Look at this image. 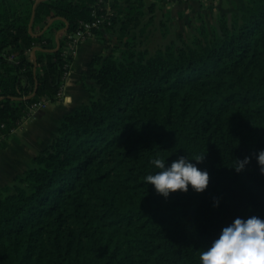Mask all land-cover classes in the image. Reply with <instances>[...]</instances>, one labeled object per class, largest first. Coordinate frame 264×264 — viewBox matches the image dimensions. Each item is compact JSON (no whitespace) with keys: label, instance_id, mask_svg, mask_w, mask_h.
Returning a JSON list of instances; mask_svg holds the SVG:
<instances>
[{"label":"trees","instance_id":"trees-1","mask_svg":"<svg viewBox=\"0 0 264 264\" xmlns=\"http://www.w3.org/2000/svg\"><path fill=\"white\" fill-rule=\"evenodd\" d=\"M37 1L0 0V148L34 103L58 102L72 62L67 35L107 14L108 0H41L31 28L46 29L33 37ZM120 1L94 32L115 41L91 59L88 102L0 189V264H200L222 227L264 218L255 158L264 149V0H240L212 24L197 22L189 40L153 50L142 40L144 1ZM204 153L203 192L164 198L144 180L153 158Z\"/></svg>","mask_w":264,"mask_h":264},{"label":"crops","instance_id":"crops-1","mask_svg":"<svg viewBox=\"0 0 264 264\" xmlns=\"http://www.w3.org/2000/svg\"><path fill=\"white\" fill-rule=\"evenodd\" d=\"M143 1L146 12L143 24L147 25L148 29L155 30V28H158V31L161 30V33L163 21L168 22L166 25L172 24L171 28L168 26L171 30L180 23L179 20H191L194 14L202 13L201 9H203L197 3L198 0ZM125 2L126 0H121L119 2L120 6H125ZM153 3L156 4L154 10L148 12V7ZM107 4L108 10L112 11V7L114 6L113 0H108ZM218 8L219 6L217 5L212 8V11ZM50 23L52 21H49ZM45 29L41 31L39 28H36L33 31L31 28L30 33L33 37H38L43 34ZM64 30L65 28H62L54 33L53 40L56 46L60 39L65 36L66 31ZM103 34L99 38L93 36L78 43L76 54L72 58L69 71L63 81L61 98L54 104L48 103L44 109L31 113L28 112L23 117L24 120L20 127L9 137L5 146L0 148V179H3L2 187L10 186L17 176L24 173L30 167L32 158L50 144L57 132V126L64 115L73 112L80 105L88 102L87 82L89 80L91 59L96 55L105 53L108 41H112L113 39L108 38L105 33ZM37 51H39V48L34 47L28 54L29 60L33 63L36 61Z\"/></svg>","mask_w":264,"mask_h":264},{"label":"clouds","instance_id":"clouds-1","mask_svg":"<svg viewBox=\"0 0 264 264\" xmlns=\"http://www.w3.org/2000/svg\"><path fill=\"white\" fill-rule=\"evenodd\" d=\"M204 157L205 153L194 157L178 155L170 163L162 157L153 158L151 164L156 171L147 174L144 180L164 198L177 190L187 192L190 187L197 193L203 192L210 179L209 172L198 167ZM255 158L264 174V149ZM251 159V156L236 159L234 169L244 170ZM218 204L219 201L214 202V206ZM199 260L200 264H264V218L256 215L235 218L200 252Z\"/></svg>","mask_w":264,"mask_h":264},{"label":"rangeland","instance_id":"rangeland-1","mask_svg":"<svg viewBox=\"0 0 264 264\" xmlns=\"http://www.w3.org/2000/svg\"><path fill=\"white\" fill-rule=\"evenodd\" d=\"M239 1L240 0H216L214 2H209V1L198 0L197 3L200 5V7L201 6L203 7V9H201L202 13L194 14V17H192L191 20L190 19L179 20L180 23H178L176 27H173L171 30L168 28V26L171 28L172 24L166 25L168 24V22L163 21L162 22V28H163L162 33H161V30L158 31V28H155V30H152L146 27V31L142 35V40L146 44L145 46L149 48V50H153L156 47L162 44H166L170 41H179V39H182V38L189 40L191 37V34L193 33L194 25L197 22H199L200 20H203L208 25H210L214 22L217 16L221 14L222 12H223L222 14L224 15V14L230 13L231 11L235 10L238 7ZM217 5L219 6V8L215 11H212V8ZM207 12H210V13H207ZM2 186H3V179H0V188Z\"/></svg>","mask_w":264,"mask_h":264},{"label":"built area","instance_id":"built-area-1","mask_svg":"<svg viewBox=\"0 0 264 264\" xmlns=\"http://www.w3.org/2000/svg\"><path fill=\"white\" fill-rule=\"evenodd\" d=\"M203 1H208V0H203ZM106 13H107L106 16L95 15V13H93L92 20L87 21V22H82L76 31L67 35V44H66V48H67L66 57L67 58L72 59L75 56L76 46L78 45L80 41L86 38L93 37L95 31L103 30L104 28H106L107 26L111 24L107 15L110 16L112 14V11L108 10L107 8ZM10 60H14L13 57H10ZM70 64L68 67H70ZM66 74L67 72L65 73V75ZM61 96H62V89L58 92V98L60 99ZM47 105H48L47 100L43 99L40 102L34 103L31 107H29L28 112L31 113L39 109L40 110L44 109L46 108ZM23 120L24 119L20 120V122L15 127H12L11 129H9V132H8L9 136H11L17 130V128L20 127ZM5 127H6L5 124L3 123L0 124V142L3 141V139L5 138V134L3 133V131L5 130Z\"/></svg>","mask_w":264,"mask_h":264},{"label":"water","instance_id":"water-1","mask_svg":"<svg viewBox=\"0 0 264 264\" xmlns=\"http://www.w3.org/2000/svg\"><path fill=\"white\" fill-rule=\"evenodd\" d=\"M40 0H38L37 2H36V4L34 5V7H33V13H32V18H31V21H30V25H29V28H31V24H32V21H33V18H34V11H35V7H36V5H37V3L39 2ZM67 30V27H65V30L64 31H66ZM59 47V43H58V45H57V48Z\"/></svg>","mask_w":264,"mask_h":264}]
</instances>
